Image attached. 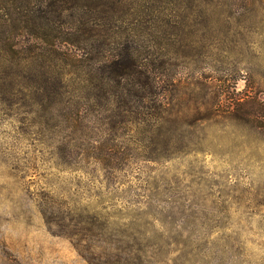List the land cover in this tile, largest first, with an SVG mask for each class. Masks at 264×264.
<instances>
[{
    "label": "rangeland",
    "instance_id": "1",
    "mask_svg": "<svg viewBox=\"0 0 264 264\" xmlns=\"http://www.w3.org/2000/svg\"><path fill=\"white\" fill-rule=\"evenodd\" d=\"M38 1L0 0L1 35L133 47L157 83L1 96L0 264H264V0H80L55 29H15ZM43 46L34 69L107 81H88L97 51Z\"/></svg>",
    "mask_w": 264,
    "mask_h": 264
},
{
    "label": "trees",
    "instance_id": "2",
    "mask_svg": "<svg viewBox=\"0 0 264 264\" xmlns=\"http://www.w3.org/2000/svg\"><path fill=\"white\" fill-rule=\"evenodd\" d=\"M80 6V0H39L32 12L20 10V16L13 19L14 28L27 30L32 28L30 23L34 22L37 27H43L44 24L55 29V19L62 21L59 23H67V18L74 16L75 11ZM94 6V11L98 10L104 13L110 5L94 3ZM81 24H83V21H81ZM69 36L68 34L66 38L62 39V35H59L57 38L49 40L39 38V43L37 44L35 40L31 41L29 38H14L10 37V35H1L0 33V52L3 53H0V65L2 63L0 66V98L1 96L6 98L11 96V98L15 97L22 100L33 97L36 104H43L45 99H50V102L55 105L60 103V99L56 97H62L65 94L73 96L76 95L75 92L83 89L85 98H98L100 103H104L103 100L111 101L119 97V92L123 93V91L128 92L135 89L129 85L127 86L129 79H134V82L139 84L138 88H142L141 97L153 92L157 79L154 73L148 70L147 66L146 68L143 67L139 53L133 47L118 51V56L113 57L115 54L112 52L110 54L104 53L107 51L104 46L105 41H102L100 47H93L95 39H92V35L86 39ZM87 42L88 45H82V43L85 44ZM62 44H64L63 49ZM43 45L48 47L46 49L48 51L57 53L61 51L62 54L60 56H62L65 63H73L72 60L76 59L77 54L72 51L73 47H77V49L80 47L86 48L87 51H97V55L101 57L100 61H102V64L99 65L98 70L95 72H89L88 70V81L95 77H98V79L103 78L107 81L105 83H97L96 80L92 85L90 83V85L81 84V86H77L73 83H77L79 77L77 71L73 69H64L56 72L34 69L29 65L36 55L35 52L32 53L31 48H45ZM40 54L37 53V55ZM10 55L16 60H9L8 57Z\"/></svg>",
    "mask_w": 264,
    "mask_h": 264
}]
</instances>
